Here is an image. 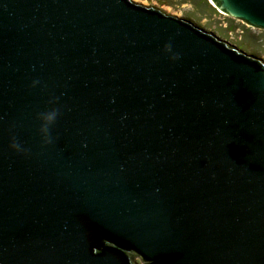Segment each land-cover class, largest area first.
<instances>
[{
    "label": "water",
    "instance_id": "95a60500",
    "mask_svg": "<svg viewBox=\"0 0 264 264\" xmlns=\"http://www.w3.org/2000/svg\"><path fill=\"white\" fill-rule=\"evenodd\" d=\"M0 264H264V55L146 1L0 0Z\"/></svg>",
    "mask_w": 264,
    "mask_h": 264
},
{
    "label": "rangeland",
    "instance_id": "374dc122",
    "mask_svg": "<svg viewBox=\"0 0 264 264\" xmlns=\"http://www.w3.org/2000/svg\"><path fill=\"white\" fill-rule=\"evenodd\" d=\"M171 7V13L186 17L208 26V30H217V36L245 47V52H259L264 55V30L251 28L211 6L206 12H200L199 0H141Z\"/></svg>",
    "mask_w": 264,
    "mask_h": 264
},
{
    "label": "clouds",
    "instance_id": "9594fccd",
    "mask_svg": "<svg viewBox=\"0 0 264 264\" xmlns=\"http://www.w3.org/2000/svg\"><path fill=\"white\" fill-rule=\"evenodd\" d=\"M35 83L36 81H33V84ZM57 116L58 109L55 106L50 107L45 111L36 113L35 118L39 122L37 134L42 145H47L52 142L53 137L50 135V126L54 123ZM9 148L15 151H26V149L22 148L21 144L14 136L10 138Z\"/></svg>",
    "mask_w": 264,
    "mask_h": 264
},
{
    "label": "trees",
    "instance_id": "16d2710c",
    "mask_svg": "<svg viewBox=\"0 0 264 264\" xmlns=\"http://www.w3.org/2000/svg\"><path fill=\"white\" fill-rule=\"evenodd\" d=\"M179 1V0H178ZM185 0H180L179 2H183ZM197 3V6L199 7L200 12H206L208 11V8L211 7L206 0H199Z\"/></svg>",
    "mask_w": 264,
    "mask_h": 264
}]
</instances>
